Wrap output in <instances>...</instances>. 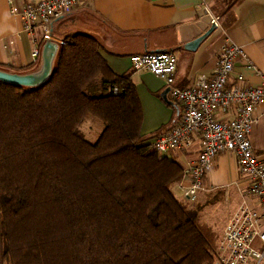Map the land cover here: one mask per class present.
Returning a JSON list of instances; mask_svg holds the SVG:
<instances>
[{
  "label": "trees",
  "instance_id": "1",
  "mask_svg": "<svg viewBox=\"0 0 264 264\" xmlns=\"http://www.w3.org/2000/svg\"><path fill=\"white\" fill-rule=\"evenodd\" d=\"M239 1H221L225 28ZM69 32L43 84L0 82V264H213L218 236L174 193L181 163L144 139L132 75L90 30Z\"/></svg>",
  "mask_w": 264,
  "mask_h": 264
},
{
  "label": "crops",
  "instance_id": "2",
  "mask_svg": "<svg viewBox=\"0 0 264 264\" xmlns=\"http://www.w3.org/2000/svg\"><path fill=\"white\" fill-rule=\"evenodd\" d=\"M207 10L219 18L220 28H214ZM233 16L234 23L225 28L211 0H93L55 23L53 30L57 37H60L58 30H90L102 43L101 53L110 68L118 75H132L143 111L141 133L152 144L158 135L174 126L181 108L173 101L170 88L162 79L148 71L133 69L131 57L174 53L178 58L175 84L184 88L200 74L211 73L219 48L228 38L244 50L255 66L254 69L246 67L247 62L242 59L236 64L235 74L242 73L249 85H259L260 75H264V0H240L233 8ZM199 38L203 40L198 48L190 49L188 45ZM44 44L41 32L35 37L24 32L22 22L11 16L8 0H0V67L6 66L12 73H32L34 69L19 70L33 64L34 68L38 66L42 55L34 58L32 54L35 48L42 54ZM255 115L262 119L253 127L251 142L256 153L264 158V106H259ZM201 150L202 140L195 136L191 147L176 151L170 157L181 163L185 171L198 160ZM203 185L205 200L211 202L218 194L223 197L221 204L215 205L216 210L224 208L222 224L241 208L259 207L258 201L248 194L250 181L241 173L233 153L218 156ZM173 191L183 196L181 184H176ZM212 206L208 204L206 208Z\"/></svg>",
  "mask_w": 264,
  "mask_h": 264
},
{
  "label": "built area",
  "instance_id": "3",
  "mask_svg": "<svg viewBox=\"0 0 264 264\" xmlns=\"http://www.w3.org/2000/svg\"><path fill=\"white\" fill-rule=\"evenodd\" d=\"M93 0H8L10 14L23 24L32 37L42 34L44 43L57 46L64 40L54 35L55 23L70 16ZM208 14L210 13L207 10ZM211 23L220 28L218 17L210 13ZM35 48L32 56L41 57ZM246 60L244 50L226 38L219 48L216 65L210 74H200L189 86L175 84L178 58L171 52L144 53L131 57L136 72L148 71L170 88L173 101L181 112L174 126L158 135L152 145L159 155L192 146L198 136L202 150L196 162L185 170L181 190L184 198L196 202L204 190V177L212 170L221 154L233 153L241 173L250 181L248 194L258 201V208L244 207L228 222L218 243L213 264H264V158L256 153L251 142L253 127L262 118L255 115L264 106V75L259 85L246 83L242 73L235 74L236 64ZM118 89H114V94ZM221 115L222 117H219Z\"/></svg>",
  "mask_w": 264,
  "mask_h": 264
},
{
  "label": "rangeland",
  "instance_id": "4",
  "mask_svg": "<svg viewBox=\"0 0 264 264\" xmlns=\"http://www.w3.org/2000/svg\"><path fill=\"white\" fill-rule=\"evenodd\" d=\"M222 0H211L212 6L215 8L216 14L220 15V13L222 12V10L224 9V4L221 3ZM59 31V35L60 33H62V35H66L70 32H67L69 30H58ZM61 35V36H62ZM60 38V37H59ZM63 39V38H61ZM3 68V67H2ZM5 69V68H4ZM9 70V69H7ZM11 71V70H9ZM103 130V124L101 122H99L96 119H90L88 120L83 126H82V132L84 133V135L86 136V138L88 140H90L91 142H94L95 140H97V138L99 137V135L101 134ZM183 181V179H182ZM182 181L179 183L181 184ZM176 194L180 197V200H182L183 202H185L189 207H194V208H201V212H200V219L203 220V222L209 226H211L213 228V230L216 232L217 236H218V241L217 243H219L220 238L222 236L223 230L226 228L227 223L222 224L221 223V219L224 216V212L221 207H218L216 210V204H221L222 202V195L218 194L214 199H212L211 202H209L210 200H205L204 199V193L201 191L200 195V199L199 201L197 200L196 202H191L189 200H186L184 198V195L182 196L181 193L176 192ZM182 196V197H181ZM203 199L207 202L205 203V201H203ZM206 204V206L208 204L214 205L212 207H208L206 208V206L204 205ZM222 209V210H221ZM218 247V244H217Z\"/></svg>",
  "mask_w": 264,
  "mask_h": 264
},
{
  "label": "water",
  "instance_id": "5",
  "mask_svg": "<svg viewBox=\"0 0 264 264\" xmlns=\"http://www.w3.org/2000/svg\"><path fill=\"white\" fill-rule=\"evenodd\" d=\"M215 28V27H214ZM203 38L188 45L190 49L196 50ZM58 50V46L54 43L47 42L44 44L42 51V68L38 73L17 74L0 70V82L8 83L21 87H37L43 84L52 72L53 61Z\"/></svg>",
  "mask_w": 264,
  "mask_h": 264
}]
</instances>
